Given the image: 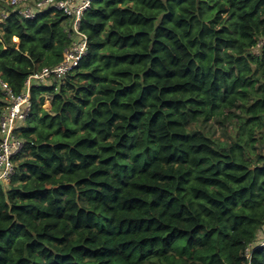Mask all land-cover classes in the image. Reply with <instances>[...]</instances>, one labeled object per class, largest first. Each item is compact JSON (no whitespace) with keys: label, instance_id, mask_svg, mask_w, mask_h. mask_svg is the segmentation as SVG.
Instances as JSON below:
<instances>
[{"label":"trees","instance_id":"trees-1","mask_svg":"<svg viewBox=\"0 0 264 264\" xmlns=\"http://www.w3.org/2000/svg\"><path fill=\"white\" fill-rule=\"evenodd\" d=\"M80 28L79 64L31 84L0 264H264V0H91ZM72 40L0 0L15 94Z\"/></svg>","mask_w":264,"mask_h":264},{"label":"built area","instance_id":"built-area-1","mask_svg":"<svg viewBox=\"0 0 264 264\" xmlns=\"http://www.w3.org/2000/svg\"><path fill=\"white\" fill-rule=\"evenodd\" d=\"M8 2L16 7L21 15L28 18L34 17L37 11L49 7L62 10L69 18V29L73 32V40L65 49L64 59L59 64L44 66L27 78L26 89L23 93L15 94L8 83L0 79L2 87L10 97V104L0 120V181L5 184L10 182L14 173V157L24 145L19 129L29 114L31 84L34 80L49 77L62 78L79 64L88 49V37L81 30L80 24L91 0L81 2H75V0H8ZM259 244L264 245V237Z\"/></svg>","mask_w":264,"mask_h":264},{"label":"rangeland","instance_id":"rangeland-1","mask_svg":"<svg viewBox=\"0 0 264 264\" xmlns=\"http://www.w3.org/2000/svg\"><path fill=\"white\" fill-rule=\"evenodd\" d=\"M49 102H50L49 99H48V101L45 102V106H46L47 108H51ZM220 135H221V131H218V132L216 133V137H219ZM263 237H264V232L262 233V236L259 237V240H262ZM257 243H258V242H257Z\"/></svg>","mask_w":264,"mask_h":264},{"label":"crops","instance_id":"crops-1","mask_svg":"<svg viewBox=\"0 0 264 264\" xmlns=\"http://www.w3.org/2000/svg\"><path fill=\"white\" fill-rule=\"evenodd\" d=\"M81 1H83V0H75V2H81ZM17 40V39H16ZM50 100V99H49ZM46 101H48V99H46ZM50 106H51V100H50ZM46 107V106H45ZM48 109H50V108H48Z\"/></svg>","mask_w":264,"mask_h":264}]
</instances>
